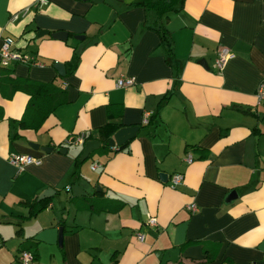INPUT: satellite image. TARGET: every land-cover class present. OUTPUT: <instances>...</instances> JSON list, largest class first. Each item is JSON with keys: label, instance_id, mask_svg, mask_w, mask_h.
Returning a JSON list of instances; mask_svg holds the SVG:
<instances>
[{"label": "crops", "instance_id": "1", "mask_svg": "<svg viewBox=\"0 0 264 264\" xmlns=\"http://www.w3.org/2000/svg\"><path fill=\"white\" fill-rule=\"evenodd\" d=\"M46 1L0 0V45L39 62L0 65V264H264V0H184L163 16L170 60L141 0ZM107 123L138 130L81 161ZM11 153L41 163L18 171Z\"/></svg>", "mask_w": 264, "mask_h": 264}, {"label": "built area", "instance_id": "2", "mask_svg": "<svg viewBox=\"0 0 264 264\" xmlns=\"http://www.w3.org/2000/svg\"><path fill=\"white\" fill-rule=\"evenodd\" d=\"M46 0H37V3L39 6H42L46 3ZM13 19L17 18V14L13 15ZM231 56V53L229 49L225 46L219 47L217 49L216 58L214 61L215 68L218 70H221L226 60ZM12 62H30L32 64H38L39 62L36 61V59L29 55L27 52H24L20 49L14 48V39L11 36H7L2 39L1 45H0V65L2 67L8 66ZM134 80L131 77H120L116 81V86L118 87H126L129 85H132ZM255 97L257 104L264 105V79H262L259 82V85L255 92ZM148 122V115L147 113L143 116V123ZM85 139L84 134L79 133L77 136L67 139V144H80ZM9 162L14 165L18 171H21L24 169L25 166L30 164H40L41 159L39 157H35L30 154H20V153H11L8 157ZM187 161L191 162L190 155L187 156ZM92 168H95V165L92 166ZM172 185L178 184L182 181V175L181 174H174L172 176ZM189 209L194 211L196 210V207L194 204H190ZM146 223L148 225L154 226L156 225V218L154 216H149L146 220ZM137 238L139 240H142L143 235L137 234ZM19 259L22 263L26 264L30 262L33 259V255L27 251H22L19 255Z\"/></svg>", "mask_w": 264, "mask_h": 264}, {"label": "trees", "instance_id": "3", "mask_svg": "<svg viewBox=\"0 0 264 264\" xmlns=\"http://www.w3.org/2000/svg\"><path fill=\"white\" fill-rule=\"evenodd\" d=\"M184 0H141L140 2H136V5H140L145 12V18L143 21V26L145 28L153 29L156 31V33L159 35L160 42L163 44V46L166 49L168 60L172 59L173 56V42L170 38L169 32L166 28V26L163 23V16L165 14L172 12V11H178L181 9L182 4ZM79 61V56L75 53L72 55L70 60L65 63V76L70 75L72 71L75 69ZM5 70V69H3ZM44 86H39L34 94H40V89H43ZM45 92V89H43ZM51 95V94H50ZM32 96L30 97L29 103L25 108V112L23 114V117L20 119V124L25 125V114L28 112V110L36 109V111H39V108L36 104L32 103ZM168 96V95H167ZM167 96L163 97L164 99L167 98ZM163 99V100H164ZM31 101V102H30ZM46 113H44L41 116V119L45 117ZM156 115V113L154 114ZM119 129V127L115 126L114 124L107 123L103 127L99 129V141L102 145L107 146V141L109 138L113 135V133ZM80 164V160L77 158V164ZM73 177H76V173L73 174ZM39 202H33L32 208L34 206L36 207L35 210H38L39 208H43L44 206H41L38 204ZM34 213V212H33Z\"/></svg>", "mask_w": 264, "mask_h": 264}, {"label": "water", "instance_id": "4", "mask_svg": "<svg viewBox=\"0 0 264 264\" xmlns=\"http://www.w3.org/2000/svg\"><path fill=\"white\" fill-rule=\"evenodd\" d=\"M47 31H44V33L42 34H46ZM51 36L57 39H62L65 40L67 38V33L64 31H56L54 33H51ZM76 39L80 38L79 36H75ZM203 62V61H201ZM54 68L57 70V72L60 75H64L65 71H64V67L63 64L60 62H55L54 63ZM138 130L137 126H125V127H121L119 128L116 132H114L113 136L107 141V145L108 146H120L122 145L125 141L129 140L130 138H132L133 136H135L136 132ZM29 145L34 148H40L41 150L45 151V152H49L52 150L51 147H39L38 144L36 143H29ZM100 146V141L98 140H88L84 143L83 146V151H82V155H81V161H83L85 158L88 157L89 153L94 150L95 148ZM162 179L165 180V174L161 173V175H159ZM164 177V178H163ZM50 191V189H46V191L44 192V195H47V192ZM42 197V196H41ZM59 241H61L62 238V227L59 228Z\"/></svg>", "mask_w": 264, "mask_h": 264}]
</instances>
